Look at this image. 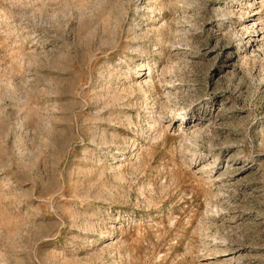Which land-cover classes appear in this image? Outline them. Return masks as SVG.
<instances>
[{"label": "rangeland", "instance_id": "1", "mask_svg": "<svg viewBox=\"0 0 264 264\" xmlns=\"http://www.w3.org/2000/svg\"><path fill=\"white\" fill-rule=\"evenodd\" d=\"M0 264H264V0H0Z\"/></svg>", "mask_w": 264, "mask_h": 264}, {"label": "bare ground", "instance_id": "2", "mask_svg": "<svg viewBox=\"0 0 264 264\" xmlns=\"http://www.w3.org/2000/svg\"><path fill=\"white\" fill-rule=\"evenodd\" d=\"M149 67H150V66H149ZM183 115H185V114H183ZM183 115H181V117H182Z\"/></svg>", "mask_w": 264, "mask_h": 264}]
</instances>
